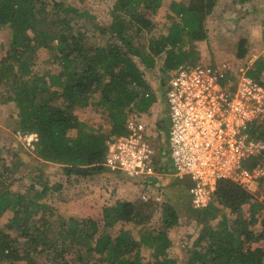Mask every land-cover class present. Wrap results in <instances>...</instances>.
<instances>
[{
	"label": "trees",
	"instance_id": "obj_1",
	"mask_svg": "<svg viewBox=\"0 0 264 264\" xmlns=\"http://www.w3.org/2000/svg\"><path fill=\"white\" fill-rule=\"evenodd\" d=\"M253 1L233 0L236 6ZM217 3L172 2L167 33L157 35L152 16L158 15L163 0H115L111 24L97 25L93 32L76 30V18L90 15L64 2L52 1L49 9L43 0H0V30L11 31L7 55L0 61V106L5 102L13 105L16 132L38 136L33 152L37 161L57 165L69 177L87 179L108 173L104 165L108 143L127 134L131 116L150 112L158 102L143 69L155 68L158 61H162L163 72L201 62L195 44L208 40L206 21ZM144 38L147 48L142 44ZM246 43L239 42L240 59L246 57ZM41 49L49 57L39 62ZM37 65L41 70H35ZM263 73L264 61L259 60L248 76L260 82ZM87 107L108 120V131L80 119L79 112ZM261 129L258 126L251 135L264 140ZM257 164L252 156L244 167L252 169ZM23 169L18 159L8 164L0 150V218L12 213L7 229L21 233L13 237L0 227V264H38L36 258L41 256L52 264H75L68 257L71 252L83 264H178L170 256V232L180 223L175 206L142 199L118 202L103 208L102 223L71 216L62 219L52 235L54 225L47 217L50 207L44 202L49 184L44 183L32 197L11 189L24 178L19 174ZM37 178L36 183L42 184L44 173ZM215 195L216 204L206 211L193 210L191 203L187 207L188 215L204 224L186 264H264V220L261 230H254L264 204L231 180L219 181ZM219 205L235 216L234 227ZM158 212L159 226L147 228ZM120 223L143 226L140 239L125 230L115 234ZM143 248L150 250L148 258L143 256Z\"/></svg>",
	"mask_w": 264,
	"mask_h": 264
},
{
	"label": "rangeland",
	"instance_id": "obj_2",
	"mask_svg": "<svg viewBox=\"0 0 264 264\" xmlns=\"http://www.w3.org/2000/svg\"><path fill=\"white\" fill-rule=\"evenodd\" d=\"M49 4L51 2H64L65 4L76 7L80 12L89 14L88 17L76 18L74 26L76 30L93 32L95 26H109L112 22L111 12L115 4V0H84L79 2L76 0H43ZM175 0H163V6L159 10L157 16H152V20L157 25L156 34H166L170 21L167 18V10ZM182 2H190L191 0H180ZM208 29V40L203 44H195V47L201 53L203 60L214 65L223 63L234 65L235 67H249L252 69L254 63L259 60L264 61V0H255L245 8L234 5L233 0H218L217 6L212 15L206 21ZM262 37V39H260ZM142 41L144 48L148 45L147 39ZM11 40V31L8 28L0 30V61L7 55L8 44ZM246 40L245 50L246 57L240 59L237 57V49L239 42ZM144 51V50H143ZM145 52V51H144ZM39 62L47 60L49 57L46 49L39 50ZM145 54V53H144ZM138 62V60H137ZM139 63V62H138ZM206 63V62H205ZM162 61H158L155 68L143 69L144 77L150 84L152 89L158 95V102L154 104L150 112L140 114V117L149 119L150 122L160 121L162 127L153 131L154 137L150 139V145L155 150L154 163L157 171L160 172L161 166L168 167V162L164 157L167 152L166 141L171 129L169 109L164 101L163 91H165L164 83L169 78V72H163ZM41 66L37 65L36 71L41 70ZM56 72L59 71L55 67ZM264 86V73L259 82ZM81 120L89 123L96 128L103 126L105 130L110 129V123L101 114L87 107L79 112ZM16 110L10 103H3L0 106V150H2L3 158L8 164H12L16 159L20 160L25 169L19 174L24 178L12 185L13 191H22L28 193L32 197L36 192L41 191L44 183H48L51 188L44 200L50 209L47 211L49 222L54 225L52 235L56 234V230L62 219H68L71 216L77 218H92L99 223L103 220V208L114 206L118 202H134L140 197V186L137 180H130L122 173L106 177L100 180V176L93 178H79L75 176H67L61 167L57 165H47L35 159L32 150L27 149L23 143L17 138L16 132ZM264 133V125L260 130V134ZM264 143V140L261 139ZM258 164L256 166H264V152L255 156ZM19 162V161H18ZM245 162H243L244 165ZM26 165V166H25ZM165 175L160 174L159 186L156 181L153 187L148 189L150 196L154 201L162 204L170 203L175 206L179 213L180 223L171 230L170 236L173 240V246L170 250V256L177 260L178 264H186L188 252L193 248L194 243L199 235L204 223L197 218H192L187 213V207L190 205L189 189L186 184H192L190 177L180 179L175 176L171 169ZM255 166V167H256ZM40 172L44 173L42 184L36 183ZM35 186V188H32ZM247 189L253 194L256 200L264 204V178L251 184ZM145 202V201H144ZM218 205V204H217ZM222 213L230 218L232 227L235 226V216L230 214V210L218 206ZM248 212V206L245 207V213ZM41 212L36 215L39 218ZM13 217L12 213H7L0 218V227L11 234L13 237L19 236L21 233L17 229L9 230L7 225ZM161 214L158 212L147 228H156L159 226ZM264 220V209L259 216V224L254 228L255 231L261 230V224ZM212 223L214 221H211ZM216 223V222H215ZM214 224V223H213ZM143 226H136L133 223H120L115 229L117 234L121 230L132 233L136 240L140 239ZM24 243L23 239H21ZM261 246L254 244L253 247ZM142 254L145 258L150 255V250L143 248ZM75 264H83L77 259L74 252L68 256ZM38 264H52L47 262L45 256L36 258ZM77 262H76V261ZM5 264V263H4ZM17 264H28L27 262H19Z\"/></svg>",
	"mask_w": 264,
	"mask_h": 264
},
{
	"label": "built area",
	"instance_id": "obj_3",
	"mask_svg": "<svg viewBox=\"0 0 264 264\" xmlns=\"http://www.w3.org/2000/svg\"><path fill=\"white\" fill-rule=\"evenodd\" d=\"M248 71L246 66L207 61L171 70L164 96L171 123L164 156L168 167L157 171L150 145L153 131L163 126L161 119L152 123L140 116H131L127 134L108 143L105 167L114 175L122 173L137 180L140 197L148 202L155 200L148 189L160 174L170 171V163L176 177H190L189 199L195 211L216 204L221 180L245 188L260 181L264 166L248 169L243 165L264 152V143L251 135L264 125V86L249 77ZM17 138L27 149L35 150L36 134L18 132Z\"/></svg>",
	"mask_w": 264,
	"mask_h": 264
},
{
	"label": "crops",
	"instance_id": "obj_4",
	"mask_svg": "<svg viewBox=\"0 0 264 264\" xmlns=\"http://www.w3.org/2000/svg\"><path fill=\"white\" fill-rule=\"evenodd\" d=\"M175 1H177V2H182V1H180V0H175ZM255 1V0H254ZM186 3V2H185ZM238 7H243V8H245V5H242V6H238ZM216 8V7H215ZM166 14L168 15V14H171L170 13V11H169V9L167 10V12H166ZM260 39H262V37L260 38ZM204 42H200L199 44H203ZM206 43V42H205ZM198 44V43H197ZM111 175H114V174H112V173H110V172H108V173H105V174H102V175H99L100 177H102V178H100V180H102L103 181V179H107L106 177H110Z\"/></svg>",
	"mask_w": 264,
	"mask_h": 264
}]
</instances>
